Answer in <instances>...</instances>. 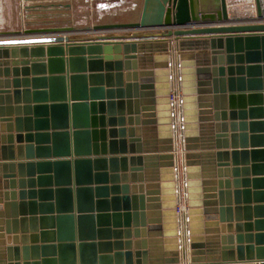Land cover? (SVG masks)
<instances>
[{
	"label": "water",
	"instance_id": "95a60500",
	"mask_svg": "<svg viewBox=\"0 0 264 264\" xmlns=\"http://www.w3.org/2000/svg\"><path fill=\"white\" fill-rule=\"evenodd\" d=\"M255 1V21L231 18L227 0H141L133 21L0 33V264H183L186 239L190 264L264 262ZM159 235L168 254L149 256Z\"/></svg>",
	"mask_w": 264,
	"mask_h": 264
},
{
	"label": "rangeland",
	"instance_id": "374dc122",
	"mask_svg": "<svg viewBox=\"0 0 264 264\" xmlns=\"http://www.w3.org/2000/svg\"><path fill=\"white\" fill-rule=\"evenodd\" d=\"M235 1L238 2V5L235 3L231 14L238 12L234 13L237 17L250 16V14L248 15L250 2L248 3L247 0ZM63 3L64 0H0V33L42 26H71L77 30H83L88 26L93 27L95 24H100L108 17L104 12V7L99 4L97 8L98 3L95 5L92 0H76L73 8L69 10V7H66L69 12H64L65 5ZM70 5L72 6V3ZM92 6L98 11L96 16L90 13L94 9H91ZM133 15L135 18L138 17V11ZM118 17L125 18L122 14Z\"/></svg>",
	"mask_w": 264,
	"mask_h": 264
},
{
	"label": "crops",
	"instance_id": "0c3cea01",
	"mask_svg": "<svg viewBox=\"0 0 264 264\" xmlns=\"http://www.w3.org/2000/svg\"><path fill=\"white\" fill-rule=\"evenodd\" d=\"M71 1V2H70ZM75 1L76 0H64V3L63 4H66V3H72V6L69 7V10L71 8H73V5L75 4ZM99 1V2H97ZM264 2V0H262ZM93 4H97V8L99 6V4L101 6L104 7V12L107 13V18L105 19V21H101V23H113V22H128V21H133V20H137L140 16V13H141V0H92ZM65 10L64 12H69V10L66 8V7H63ZM94 7L92 6L91 9H93ZM138 11L139 15L138 17H134V13ZM92 15L96 16V13H98V11L94 8L91 12H90ZM238 13V12H237ZM120 14H122L123 16H125L124 19H120V17H118ZM253 15V14H251ZM230 17L231 18H235V19H238L237 18V15L236 14H231L230 13ZM255 17V16H253ZM252 20H254V18H250ZM238 20H244L243 18L242 19H238ZM92 28V27H91ZM158 31H163V29H160ZM127 32H130V31H125V33ZM114 34H119V33H123L121 31H114L112 32ZM92 33H71L69 36L71 37H78V36H88V35H91ZM170 39H175V38H170ZM170 47L169 49L171 50V53H173V55H175V58H173L174 60L176 59V55H177V49L175 52H173V48H171V44L169 43ZM153 57L156 56V53H153L152 54ZM140 66V65H139ZM173 67H174V64H173ZM113 81L116 83L117 79L116 77L113 79ZM116 85V84H115ZM213 129V128H212ZM216 130V129H215ZM1 126H0V135H1ZM155 132H151V133H148L146 134L145 138H153V135H154ZM212 135L214 134V131L212 130ZM155 137V136H154ZM143 138V140L145 139ZM1 143V141H0ZM231 149L229 148V151ZM2 154V149H1V144H0V155ZM0 158L2 159V156H0ZM3 162V160H0V163ZM17 162V161H16ZM181 164V157H179V165ZM147 169L143 172L144 173V177L146 180H152L154 178H159V177H162L164 174H165V170L167 169V166H166V160L164 159H161V160H158L156 163H153L151 164L150 166L147 165L146 167ZM2 171L0 170V184H2ZM129 174H130V177L132 179V176H131V171H129ZM147 183V182H145ZM132 185V184H130ZM148 185V184H147ZM150 188H145V191H150L149 190ZM152 189V188H151ZM148 203V202H147ZM242 204H244V200H242L241 202ZM185 205V210L187 208V205L184 203ZM251 205H255V202L254 200L251 201ZM255 217V216H254ZM154 216L152 214H149L147 215V220H150V219H153ZM164 222V221H163ZM227 222H221L219 224V227L220 228L221 226H227ZM181 226L182 228L185 229V227H187V219H186V222L185 221H182L181 220ZM254 232L252 233H256V229L254 228L253 230ZM225 234H227V231L224 232ZM218 235H222V232H219ZM155 238H157L158 240H155ZM153 240H151V242L148 244L147 246V249L149 251V256H157V255H163V256H166L168 254V248H167V241H166V238L163 236V235H159L158 237H155V236H152ZM155 240V241H154ZM186 246H185V254H186V260H184V255H183V245H181V248H180V259H181V262L183 264H190V252H189V241L188 239H186V242H185ZM183 244V242H182ZM6 253V251H5Z\"/></svg>",
	"mask_w": 264,
	"mask_h": 264
},
{
	"label": "built area",
	"instance_id": "2783aa9c",
	"mask_svg": "<svg viewBox=\"0 0 264 264\" xmlns=\"http://www.w3.org/2000/svg\"><path fill=\"white\" fill-rule=\"evenodd\" d=\"M249 3V9H248V15L250 14V16L247 15H241L237 18L239 19H247L246 21H255L258 20L257 14H256V1L255 0H247ZM236 1L235 0H227V5H228V9L229 12L232 13V9H234ZM262 3V0H261ZM238 5V2L236 3ZM262 7L264 9V5L262 3ZM237 13V12H234ZM255 13L254 15H251ZM255 16V17H253ZM250 18H254V20L250 19ZM171 100H172V104H173V110L175 113V120H176V134L177 137L179 139H177V141L179 142V145L181 143L180 141V136H181V129H180V117H181V92L178 89V87H175L172 89V93H171ZM185 210V205L184 202L180 203L178 206V211H184ZM255 264H264V262H257Z\"/></svg>",
	"mask_w": 264,
	"mask_h": 264
},
{
	"label": "bare ground",
	"instance_id": "6f19581e",
	"mask_svg": "<svg viewBox=\"0 0 264 264\" xmlns=\"http://www.w3.org/2000/svg\"><path fill=\"white\" fill-rule=\"evenodd\" d=\"M262 3H263V5H264V2L262 1ZM137 19V18H136ZM244 20H247V19H244ZM173 45L175 46V44L173 43ZM171 48H173V46L171 47ZM175 141H174V152H173V154H174V156L177 158V156H179V155H181V153H184V151H183V147H181L180 145H179V142H177V139H174Z\"/></svg>",
	"mask_w": 264,
	"mask_h": 264
}]
</instances>
